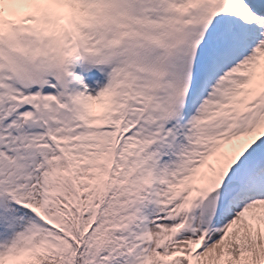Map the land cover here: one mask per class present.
<instances>
[{
    "label": "snow or ice",
    "instance_id": "6c2138e0",
    "mask_svg": "<svg viewBox=\"0 0 264 264\" xmlns=\"http://www.w3.org/2000/svg\"><path fill=\"white\" fill-rule=\"evenodd\" d=\"M0 264H264V0H0Z\"/></svg>",
    "mask_w": 264,
    "mask_h": 264
}]
</instances>
